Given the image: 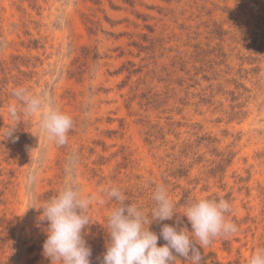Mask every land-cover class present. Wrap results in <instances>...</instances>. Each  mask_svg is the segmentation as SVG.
Masks as SVG:
<instances>
[{"label":"rangeland","instance_id":"rangeland-1","mask_svg":"<svg viewBox=\"0 0 264 264\" xmlns=\"http://www.w3.org/2000/svg\"><path fill=\"white\" fill-rule=\"evenodd\" d=\"M18 87L72 117L65 145L38 116L10 117ZM70 179L96 197L90 264L115 206L103 189L150 217L158 185L177 215L150 230H191L186 204L226 199L238 231L203 248L201 264H247L264 247V0H0V264H50L37 208Z\"/></svg>","mask_w":264,"mask_h":264},{"label":"clouds","instance_id":"clouds-1","mask_svg":"<svg viewBox=\"0 0 264 264\" xmlns=\"http://www.w3.org/2000/svg\"><path fill=\"white\" fill-rule=\"evenodd\" d=\"M12 95L17 104L8 108L13 120L23 117H39L41 131L57 146L67 143L68 133L73 128L72 117L63 112L54 102L43 95L30 94L28 89L18 87ZM16 127H11L5 138L12 136ZM43 159V157H41ZM75 161L67 171L71 175ZM39 178V169L27 176V184L33 185ZM107 201L115 206L107 216L104 226L108 239L101 264H177L178 259L201 264L203 248L218 237H228L238 231V226L228 218L232 212L230 202L223 198H199L185 205L180 215L186 216L191 225L164 224L159 237L150 230L153 221L171 220L177 215L172 199L164 185H158L152 193L155 206L150 217L135 203H129L125 194L116 186L103 189ZM95 195L85 194L74 180H69L58 192L37 209H42L40 220L47 221L43 255L50 264H90L91 248L84 234L92 223L88 210ZM101 204L105 200L99 201ZM179 224V220L177 221ZM165 243L158 245V239ZM247 264H264V247L254 251Z\"/></svg>","mask_w":264,"mask_h":264}]
</instances>
